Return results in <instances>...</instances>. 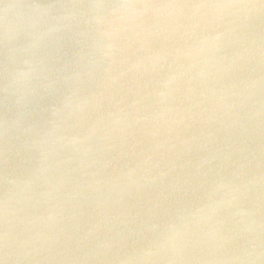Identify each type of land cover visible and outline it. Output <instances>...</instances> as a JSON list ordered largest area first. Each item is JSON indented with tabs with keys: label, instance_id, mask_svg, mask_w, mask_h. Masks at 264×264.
<instances>
[{
	"label": "water",
	"instance_id": "95a60500",
	"mask_svg": "<svg viewBox=\"0 0 264 264\" xmlns=\"http://www.w3.org/2000/svg\"><path fill=\"white\" fill-rule=\"evenodd\" d=\"M0 264H264V0H0Z\"/></svg>",
	"mask_w": 264,
	"mask_h": 264
}]
</instances>
